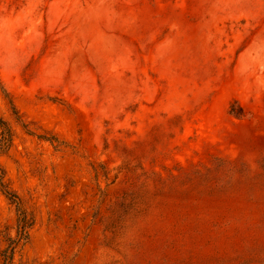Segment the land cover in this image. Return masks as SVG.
<instances>
[{"label": "rangeland", "instance_id": "obj_1", "mask_svg": "<svg viewBox=\"0 0 264 264\" xmlns=\"http://www.w3.org/2000/svg\"><path fill=\"white\" fill-rule=\"evenodd\" d=\"M0 264H264V0H0Z\"/></svg>", "mask_w": 264, "mask_h": 264}, {"label": "trees", "instance_id": "obj_2", "mask_svg": "<svg viewBox=\"0 0 264 264\" xmlns=\"http://www.w3.org/2000/svg\"><path fill=\"white\" fill-rule=\"evenodd\" d=\"M13 142V133L12 130L9 128V126L0 119V155L5 154L11 147ZM0 191L2 194L7 197L9 200L15 202L17 206V212H18V226H17V240H14L12 243L19 241L23 235L26 233L27 228L29 227V223L26 220V217L21 210V203L19 198L12 192H10L6 185L3 183L2 180V172L0 170ZM13 248L10 247L8 250V255L5 256L4 263L8 264V261L10 259V254L12 252Z\"/></svg>", "mask_w": 264, "mask_h": 264}]
</instances>
